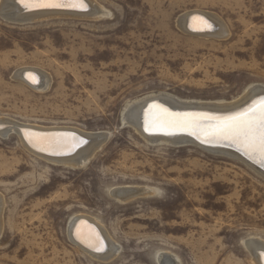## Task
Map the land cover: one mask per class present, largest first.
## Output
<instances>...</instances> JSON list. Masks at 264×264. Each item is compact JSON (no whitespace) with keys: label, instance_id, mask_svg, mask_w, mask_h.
I'll use <instances>...</instances> for the list:
<instances>
[{"label":"rangeland","instance_id":"rangeland-1","mask_svg":"<svg viewBox=\"0 0 264 264\" xmlns=\"http://www.w3.org/2000/svg\"><path fill=\"white\" fill-rule=\"evenodd\" d=\"M96 1L109 16L0 14V118L108 134L71 167L0 133V193L12 213L0 264H160L163 254L173 264H254L245 241L264 242V176L196 143L148 141L123 112L152 94L215 104L264 86V0ZM192 10L216 14L229 33L182 31L178 17ZM28 66L50 76L49 88L17 78ZM118 189L137 195L120 199ZM76 214L104 226L115 256L91 257L69 240Z\"/></svg>","mask_w":264,"mask_h":264},{"label":"bare ground","instance_id":"bare-ground-1","mask_svg":"<svg viewBox=\"0 0 264 264\" xmlns=\"http://www.w3.org/2000/svg\"><path fill=\"white\" fill-rule=\"evenodd\" d=\"M60 2L68 3L69 0H60ZM84 4L86 7L83 9L70 6L25 8L23 0H1L0 14L7 19L19 22L52 16L88 17L95 20L109 16L104 6L97 3L96 0H84ZM177 21L182 31L189 34L222 38L229 33L225 23L216 14L209 13L208 11H187L181 14ZM15 73H17V78L23 84L37 89V91L49 88L51 83L50 76L37 67H23ZM261 94H264V86L254 85L244 91L240 98L237 97L238 100L236 99L229 103L215 104L184 102L162 94L157 96L152 94V96L142 97L143 99H135L132 104L130 103L131 105L128 104L129 107L126 108L123 114L126 120L131 122L130 125L132 126L133 124L134 128H136L148 141L151 140L155 142L158 140L159 142V140H164L174 144L185 142L196 144L203 142L210 144L207 147L211 150L213 149L225 152L226 154H232L264 176V161H261L256 155H249L246 153L241 145L231 144L229 142L209 143L206 142L204 136L197 138L196 135H193L191 129L179 130L160 128L158 126L160 122L159 109H166L168 112L178 116H225L248 107L253 101L262 97L260 96L257 98V96ZM243 105L245 106L242 107ZM10 131L14 132L20 138L24 147L39 159L47 163L63 164L71 167H80L86 163V161L103 145L108 135L101 131L83 133L70 127H42L39 125L14 122L5 117L0 118V133L6 134ZM73 138H75V141H83V143H79L77 146L73 147ZM199 145L203 147V145ZM238 152H241V154ZM134 190L136 189H118L115 191L114 195L118 196L120 199H129L136 193ZM9 213L10 209L8 208L7 201L0 193V234L3 232L5 235L8 232L5 219L7 215H12V213ZM76 215L72 217L73 219L68 223L69 228L67 234L70 238L69 240L91 257L107 259L115 256L117 247L115 242L113 243V241H111L112 238L110 239V235H108L104 226L91 216ZM245 243L251 252L254 264H264V242L256 238H251L246 240ZM101 245L103 250L96 251V247ZM173 260L169 255L165 256L163 254L160 259V264H173L176 262H173Z\"/></svg>","mask_w":264,"mask_h":264},{"label":"snow or ice","instance_id":"snow-or-ice-1","mask_svg":"<svg viewBox=\"0 0 264 264\" xmlns=\"http://www.w3.org/2000/svg\"><path fill=\"white\" fill-rule=\"evenodd\" d=\"M28 7H78L85 8L84 0H69L62 3L60 0H23ZM160 128L179 130L191 129L197 138L205 137L206 142H229L241 145L249 155L258 156L264 161V96L253 101L248 107L225 116L201 115L195 117L178 116L159 109ZM77 146L83 141H75ZM102 245L96 251H102Z\"/></svg>","mask_w":264,"mask_h":264},{"label":"water","instance_id":"water-1","mask_svg":"<svg viewBox=\"0 0 264 264\" xmlns=\"http://www.w3.org/2000/svg\"><path fill=\"white\" fill-rule=\"evenodd\" d=\"M260 96H264V95L261 94V95L257 96V98L260 97ZM187 135H188V134H187ZM199 144L203 145V147L206 148V149H210V148L207 147V146H209L210 144H206V143H203V142H200ZM238 153L241 154V152H238Z\"/></svg>","mask_w":264,"mask_h":264}]
</instances>
